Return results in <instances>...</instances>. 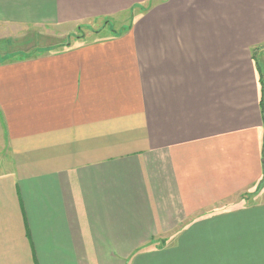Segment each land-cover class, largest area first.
I'll use <instances>...</instances> for the list:
<instances>
[{"label":"crops","instance_id":"crops-1","mask_svg":"<svg viewBox=\"0 0 264 264\" xmlns=\"http://www.w3.org/2000/svg\"><path fill=\"white\" fill-rule=\"evenodd\" d=\"M0 27L83 30L0 61V264H264V0H0Z\"/></svg>","mask_w":264,"mask_h":264},{"label":"rangeland","instance_id":"rangeland-1","mask_svg":"<svg viewBox=\"0 0 264 264\" xmlns=\"http://www.w3.org/2000/svg\"><path fill=\"white\" fill-rule=\"evenodd\" d=\"M115 27L116 26H111V28H115ZM19 31H16L13 28L5 29L3 27H0V61L7 60L10 58H15V57L22 58V57L31 56V55L34 56L36 54L44 52V50L47 51L49 48L55 45L54 43L56 42V39H57L55 38L53 40V39L47 38L43 35L44 33L41 31L38 33H36V31L33 32L32 30H28V31L24 30L25 32L22 30H19ZM82 31L83 30L77 31V33L73 34V37L75 38L76 36L81 34ZM104 31H107V30H104ZM73 37L63 36V37H59L60 39H57V40L65 44V43H68L74 40ZM257 185L256 187L253 188L252 191L256 190ZM260 185L259 187H261ZM161 244H165V243H160V242L153 243L152 241L151 243H148L147 245H145L146 247L144 246V249L145 251H150V250L162 248L163 245Z\"/></svg>","mask_w":264,"mask_h":264},{"label":"trees","instance_id":"trees-1","mask_svg":"<svg viewBox=\"0 0 264 264\" xmlns=\"http://www.w3.org/2000/svg\"><path fill=\"white\" fill-rule=\"evenodd\" d=\"M263 156H264V144H263ZM259 183L262 184V185H260ZM259 183H258L257 188H256L255 191H259L260 189L263 188V186H264V174H263V177H262V179L260 180ZM259 185H260L261 187H259Z\"/></svg>","mask_w":264,"mask_h":264}]
</instances>
